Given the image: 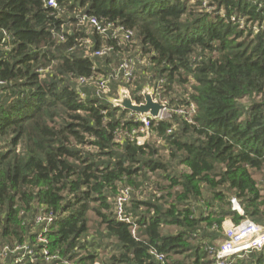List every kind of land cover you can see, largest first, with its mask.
Wrapping results in <instances>:
<instances>
[{"label":"trees","instance_id":"trees-1","mask_svg":"<svg viewBox=\"0 0 264 264\" xmlns=\"http://www.w3.org/2000/svg\"><path fill=\"white\" fill-rule=\"evenodd\" d=\"M56 1L0 0V241L35 251L4 264H213L225 220L264 225V0ZM84 14L135 36H103ZM139 54L150 65L122 85L132 100L162 79L170 109H195L119 142L142 123L94 88L81 97L77 78L109 79ZM41 213L53 216L45 242ZM232 264H264V247Z\"/></svg>","mask_w":264,"mask_h":264},{"label":"built area","instance_id":"built-area-1","mask_svg":"<svg viewBox=\"0 0 264 264\" xmlns=\"http://www.w3.org/2000/svg\"><path fill=\"white\" fill-rule=\"evenodd\" d=\"M209 0H202L204 5H207ZM47 4L58 8V2L56 0H47ZM80 23L88 24L93 27L99 34L103 36H109L111 34L112 37L118 39L119 41H131L135 36L133 30L125 28L124 26H111L102 24L99 19L95 16H88L84 14L80 18ZM111 30H113L112 33ZM5 36H8V33L5 32ZM59 37L63 40L64 35H59ZM5 40V39H4ZM84 43H91L89 38L84 40ZM108 50L111 49H102L95 51L93 54L97 56H103L107 53ZM146 65L149 66L150 62L148 58L142 59L139 55L135 57L126 56L123 58L121 64L115 69V73L109 77V79H105L104 77L96 78L94 76H80L77 78V89L83 98H87L90 95L89 90L95 91L96 95L100 99H108L110 103L113 105H122V107L126 108L122 103L119 102L116 98H110L109 94L112 92L110 79H116V82H120L122 85L132 84V80L135 75L136 65ZM47 69H40L41 72L45 73ZM164 80H158L153 86L145 87V89L140 92L144 95L149 94L153 101L161 104V109H159L157 115H152L151 113H139L136 111H132L130 116L134 118L137 122L142 123L140 129H134L130 131H120L117 135V141L123 142L126 136L131 138H135L138 144H143L145 140V135L147 136L150 133V127L153 120H164L171 116V111H175L178 114H185L187 119H191L190 112L194 111V105L191 106L190 111H186L184 108L177 107L174 109H170L168 107L169 101L162 95V87ZM126 86H122L120 93L126 91V97L129 96V89ZM125 89H124V88ZM123 90V91H122ZM130 98V97H129ZM131 99V98H130ZM131 102L135 105L145 104L146 101L142 103H137L131 99ZM140 134V135H138ZM132 189L130 187L122 186L120 188L119 194L117 196V217L119 220H130L133 218L131 214H127L124 209L125 203L130 199ZM232 201V200H231ZM233 201L235 199L233 198ZM243 214L242 209L238 210ZM53 221V216L49 214H38L36 217V222L39 224L45 223L44 229L42 232L38 234V240L40 242H45V233L48 230V224ZM223 236L215 237L209 244H207V251L213 256L214 262L213 264H232L234 258L236 257H246L250 253L255 250H261L264 247V227L261 224L253 221L250 218H244L240 223H235L231 219L225 220L223 224ZM44 253L48 259H54L57 256L49 254L47 249H44ZM159 260L164 261V254H156ZM8 257H14L15 263L24 262L26 258L31 257L34 259L35 251L33 247L28 243L20 244L15 243L13 245L3 243L0 241V264H4L5 260ZM66 264H71L67 261ZM98 264V263H97Z\"/></svg>","mask_w":264,"mask_h":264},{"label":"water","instance_id":"water-1","mask_svg":"<svg viewBox=\"0 0 264 264\" xmlns=\"http://www.w3.org/2000/svg\"><path fill=\"white\" fill-rule=\"evenodd\" d=\"M145 96H146L145 104L135 105L131 102V100H125L126 102L123 105L139 113H151L154 116L157 115L159 109H161L162 107L161 104L154 102L149 94Z\"/></svg>","mask_w":264,"mask_h":264},{"label":"rangeland","instance_id":"rangeland-1","mask_svg":"<svg viewBox=\"0 0 264 264\" xmlns=\"http://www.w3.org/2000/svg\"><path fill=\"white\" fill-rule=\"evenodd\" d=\"M139 56L142 58V59H144V58H146V56H143V55H141V54H139ZM134 82V79L132 80V83ZM119 84H121L120 82H119ZM117 87H119V86H117ZM122 88V87H121ZM121 88H120V90H121ZM124 88V87H123ZM125 89V88H124ZM123 91V90H122ZM127 91V90H126ZM126 91H124V92H122V93H120V91L118 92V94H117V92H116V94L115 95H109V97L110 98H116V99H118L119 100V102L120 103H122V104H124L126 101L125 100H130V98H129V96L128 97H126V94H127V92ZM128 95V94H127ZM145 101H146V96H145ZM127 102H130V101H127ZM150 138V133L146 136L145 135V140H147V139H149ZM235 199V198H234ZM232 202H233V208L234 209H238L237 207H236V204H238V202H237V200L235 199V201H233V199H232ZM239 205V204H238ZM238 210H240V209H238ZM263 227H264V225H262Z\"/></svg>","mask_w":264,"mask_h":264},{"label":"crops","instance_id":"crops-1","mask_svg":"<svg viewBox=\"0 0 264 264\" xmlns=\"http://www.w3.org/2000/svg\"><path fill=\"white\" fill-rule=\"evenodd\" d=\"M228 220V219H227Z\"/></svg>","mask_w":264,"mask_h":264}]
</instances>
